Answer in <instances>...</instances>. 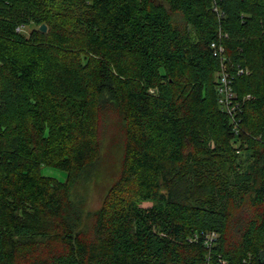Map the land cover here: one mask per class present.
Instances as JSON below:
<instances>
[{
  "label": "trees",
  "instance_id": "16d2710c",
  "mask_svg": "<svg viewBox=\"0 0 264 264\" xmlns=\"http://www.w3.org/2000/svg\"><path fill=\"white\" fill-rule=\"evenodd\" d=\"M106 91L124 155L83 232L69 189ZM0 264H264V0H0Z\"/></svg>",
  "mask_w": 264,
  "mask_h": 264
},
{
  "label": "rangeland",
  "instance_id": "374dc122",
  "mask_svg": "<svg viewBox=\"0 0 264 264\" xmlns=\"http://www.w3.org/2000/svg\"><path fill=\"white\" fill-rule=\"evenodd\" d=\"M182 20L179 13L173 14L175 23H182ZM30 29L31 25H28L23 31L28 33ZM235 95L238 98L236 92ZM100 100V103L93 102L90 112L93 135L98 142L97 155L73 180L69 189V219L75 230L83 232L91 231L108 189L120 174L124 155V122L120 110L107 91ZM41 174L60 181L66 178L64 170L51 166H42ZM150 204L142 203L144 206Z\"/></svg>",
  "mask_w": 264,
  "mask_h": 264
},
{
  "label": "built area",
  "instance_id": "2783aa9c",
  "mask_svg": "<svg viewBox=\"0 0 264 264\" xmlns=\"http://www.w3.org/2000/svg\"><path fill=\"white\" fill-rule=\"evenodd\" d=\"M26 25L20 24L16 26V31H23L25 29ZM211 48L213 51H218L220 53L221 58V68L218 75V83H217V93H218V102L221 105V107L231 116V119L233 121H237L236 115H237V109L238 105L240 104L239 99L235 95V91L232 88L231 82L232 78L229 74V72L226 69L225 64L223 63L225 56H223V46L217 45L215 42L211 43ZM238 73H242L243 69L238 68ZM233 104V106H232Z\"/></svg>",
  "mask_w": 264,
  "mask_h": 264
},
{
  "label": "water",
  "instance_id": "95a60500",
  "mask_svg": "<svg viewBox=\"0 0 264 264\" xmlns=\"http://www.w3.org/2000/svg\"><path fill=\"white\" fill-rule=\"evenodd\" d=\"M39 29L41 31H45L46 30V26L44 24H41L40 27H39Z\"/></svg>",
  "mask_w": 264,
  "mask_h": 264
}]
</instances>
